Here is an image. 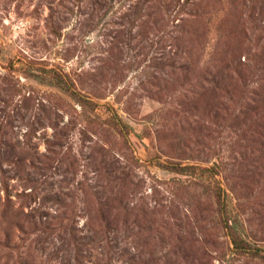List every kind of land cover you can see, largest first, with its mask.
Listing matches in <instances>:
<instances>
[{"label": "rangeland", "instance_id": "rangeland-1", "mask_svg": "<svg viewBox=\"0 0 264 264\" xmlns=\"http://www.w3.org/2000/svg\"><path fill=\"white\" fill-rule=\"evenodd\" d=\"M0 264H264V0H0Z\"/></svg>", "mask_w": 264, "mask_h": 264}, {"label": "trees", "instance_id": "trees-1", "mask_svg": "<svg viewBox=\"0 0 264 264\" xmlns=\"http://www.w3.org/2000/svg\"><path fill=\"white\" fill-rule=\"evenodd\" d=\"M234 241H235V244H236V247L238 248H242L243 246L242 245H239V241L236 237H234Z\"/></svg>", "mask_w": 264, "mask_h": 264}]
</instances>
